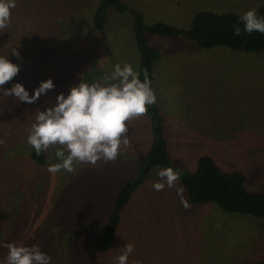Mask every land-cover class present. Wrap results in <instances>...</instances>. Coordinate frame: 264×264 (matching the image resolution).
Returning a JSON list of instances; mask_svg holds the SVG:
<instances>
[{"label": "rangeland", "instance_id": "374dc122", "mask_svg": "<svg viewBox=\"0 0 264 264\" xmlns=\"http://www.w3.org/2000/svg\"><path fill=\"white\" fill-rule=\"evenodd\" d=\"M121 1L142 13L146 25L164 23L179 30L190 29L201 12L244 14L264 3ZM98 4L99 0H16L10 24L0 33V56L20 67L4 88L21 83L33 95L42 81L51 78L55 85L33 104L0 93V139L6 141L0 145V264L6 260L8 249L3 245L8 243L38 244L51 257L50 264H117L115 258L127 243L135 246L128 264L264 263L261 219L224 212L214 202L191 204L178 181L176 188L155 191L152 184L159 180L160 168L152 170L123 212L114 247L98 253L99 230L112 213L115 195L130 179L140 177L152 149L148 111L129 122L130 144L122 147L120 158L98 170L74 163L73 173L50 174L49 165L59 162L56 147L48 149L50 161L44 167L29 160L33 148L26 138L37 109L51 107L58 94L67 96L82 80L104 83L103 76L116 64H130L139 71L131 16L110 12L108 27L97 32L92 22ZM148 43L160 52L152 89L175 171L195 172L198 161L208 156L227 173L243 172L247 190L264 191V52L206 49L182 37L149 34ZM13 48L19 58L11 54ZM93 49L106 73L87 72L92 63L82 60L83 52L89 59ZM83 64L88 69L84 73ZM21 173L30 188L13 187Z\"/></svg>", "mask_w": 264, "mask_h": 264}, {"label": "clouds", "instance_id": "9594fccd", "mask_svg": "<svg viewBox=\"0 0 264 264\" xmlns=\"http://www.w3.org/2000/svg\"><path fill=\"white\" fill-rule=\"evenodd\" d=\"M16 7V0H0V33L10 24L11 10ZM240 21L244 32L264 34V18L257 16L256 10L245 12ZM235 36H240L239 25L233 26ZM11 54L19 58L16 48ZM20 71L19 65L7 57L0 56V93L4 97H13L20 102L35 103L41 95L53 90L55 85L51 78L42 81L33 95L23 84L14 83L11 88L3 86L12 81ZM139 72L130 64L114 66L111 74L103 76L104 83H87L83 80L65 96L60 93L51 107L36 110L35 121L29 129L26 142L37 155L56 147L58 161L50 164L47 171L56 174L62 170L68 173L75 171L74 163L91 164L98 161L105 164L114 162L121 153L122 147L130 144L128 136L129 122L145 115L148 106L156 103V96L151 88L147 69H144L143 82ZM0 139V145L5 144ZM159 180L152 184L155 191H163L165 186L176 188L179 174L171 167L163 168L157 173ZM178 191L180 189H177ZM4 264H50L51 257L41 251L38 244L32 246L8 243ZM134 244L127 243L121 254L115 259L117 264H128L129 256L134 252Z\"/></svg>", "mask_w": 264, "mask_h": 264}, {"label": "trees", "instance_id": "16d2710c", "mask_svg": "<svg viewBox=\"0 0 264 264\" xmlns=\"http://www.w3.org/2000/svg\"><path fill=\"white\" fill-rule=\"evenodd\" d=\"M259 6L256 9L257 16L264 18V3ZM110 12L128 13L131 16L136 47L140 54L139 78L143 82L144 69H147L151 88H153L155 66L160 59V52L149 45L148 34L160 37H182L206 49L225 47L235 52H264V34L259 32L245 33L244 25L240 21L243 14L201 12L194 18L190 29L179 30L164 23L146 25L143 14L121 0H99L92 22V26L97 32L104 31L108 25ZM237 24L241 29L242 34L240 36L234 35L233 26ZM148 112L153 120L154 142L152 149L142 166L140 177L130 180L121 189L116 197L111 215L99 230L97 251L100 255L108 253L114 247L123 219L122 214L131 203L134 193L144 183L152 170L171 167L175 171L165 139L164 123L159 116L156 104L149 105ZM49 155V150L37 155L33 149L29 160L40 168L49 163ZM76 166H73L75 171H77ZM177 173L179 174L178 182L187 192L191 204L206 205L214 202L224 212L250 216L264 222V191L251 192L247 190V176L243 172L235 170L227 173L213 158L205 156L198 161L195 172L182 171ZM21 180L24 182L20 184ZM13 187H24L25 189L31 186H28V178L21 173L15 178ZM25 199L27 200L26 197ZM22 208L23 206L16 215H20ZM5 241H9V238H6Z\"/></svg>", "mask_w": 264, "mask_h": 264}, {"label": "crops", "instance_id": "0c3cea01", "mask_svg": "<svg viewBox=\"0 0 264 264\" xmlns=\"http://www.w3.org/2000/svg\"><path fill=\"white\" fill-rule=\"evenodd\" d=\"M108 27V25L105 27V29ZM104 29V30H105ZM103 32V31H102ZM129 32H130V37H132L131 36V31H130V29H129ZM112 37H109L108 39H111ZM91 52V54L89 55V56H91L89 59H87V57H86V55H87V53L88 52H83V58H82V60H91V63H92V67L89 69V71H87L88 69L87 68H84V64L82 65V68H80V72H82V73H84V72H92V73H95V74H99V73H101V72H103V73H106L107 71L105 70V69H100L101 68V62L99 61V59H97V55L99 54L96 50H92V51H90ZM97 70H98V73H97ZM155 74H156V72H155ZM153 83H154V81H153ZM167 143H168V141H167ZM168 149H169V145H168ZM146 154L147 153H144L143 152V155L144 156H146ZM120 156H121V153H120V155L117 157V159L118 158H120ZM169 156L171 157V155H170V151H169ZM171 159V158H170ZM171 161H172V159H171ZM105 165V163L103 162V161H98L97 162V164L95 165V166H93L92 165V167L95 169V170H98V169H100L101 167H103ZM131 180V179H130ZM129 180V181H130ZM128 181V182H129ZM127 184V183H126ZM142 186V185H141ZM141 186L137 189V191L134 193V196H135V194H137L140 190H141ZM123 188V187H122ZM120 193V191L115 195V200H116V197L118 196V194ZM133 197H132V199H131V203L129 204V206H131L132 205V203H133ZM128 206V207H129Z\"/></svg>", "mask_w": 264, "mask_h": 264}]
</instances>
